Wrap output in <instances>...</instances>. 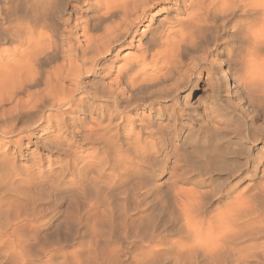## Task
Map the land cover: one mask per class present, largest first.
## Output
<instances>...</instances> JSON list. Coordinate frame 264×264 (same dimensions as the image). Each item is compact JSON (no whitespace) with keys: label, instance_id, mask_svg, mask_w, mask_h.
I'll return each instance as SVG.
<instances>
[{"label":"bare ground","instance_id":"bare-ground-1","mask_svg":"<svg viewBox=\"0 0 264 264\" xmlns=\"http://www.w3.org/2000/svg\"><path fill=\"white\" fill-rule=\"evenodd\" d=\"M81 1L82 5L70 6L68 18L60 19L65 28L63 27L62 32H57L56 28L55 34H48L43 25L38 27L33 25L27 13L23 19H27L28 22H18L8 26L5 23L0 24V139L9 138V143L16 145L15 152L19 156H25L22 149L24 139L28 138L26 133L34 127V124H52L56 117L50 112L41 114L37 118L33 115L34 117L26 122L24 120L26 116L36 115L34 112L49 107L54 111L55 107L58 109L65 107L72 112L76 108L84 109L92 100V105L88 107L90 115L88 125L83 124L79 131H74V135L88 129L87 142L95 149L87 155L90 160L88 165L95 170L93 172L98 177L106 176L109 179L111 176L109 179L111 183L120 185L129 180V175L145 174L157 167L159 156L167 162L174 156V168L183 163L189 174L198 175L195 178L192 176V178H182L180 182L178 174L175 173L173 180L176 185L192 182L199 187H208L212 183L228 186L249 180V186L263 187L262 191H264V170H262L264 122L256 126L253 120L247 121V119L246 123L242 124L243 127L240 126V129L235 130L222 123L223 118H228L230 114L241 113L242 110L240 104L233 105L226 102L220 107L221 84L216 76L217 65L220 64L215 65L211 59L221 51L219 55L228 67L227 79L244 71L243 78H239L238 83L253 96L260 95L261 98L258 97L257 100L264 105V57L262 56L264 55V0ZM34 4L31 7L33 11L45 6L58 11L60 9L61 12L66 9L67 3L66 0H36ZM83 5L88 8L84 9ZM237 10L242 11V19H245L243 22L245 26L241 25L245 27H243L245 39L252 38L251 47L246 51L239 50L235 43L240 42L244 36L237 40V29L230 32L231 28L228 26ZM82 13L93 15L81 20L77 15ZM150 14L152 15L150 23L153 24L147 26L146 31L141 34L145 43L137 49L139 56L136 55V60H130L127 66L114 73L115 59L125 47L128 48L132 44ZM162 16L164 18L160 20ZM216 18L223 20L221 25L217 24ZM159 21H162L161 25H154ZM80 32L82 36L79 37ZM221 32L227 36L225 50H219L220 44L225 42L223 40L224 42L220 43L224 37L221 36ZM1 45L13 46L1 48ZM20 47L24 49L20 50ZM11 56L13 57L9 58ZM186 58L187 62H184ZM204 72L207 73L205 81L202 78ZM88 75L100 80L95 86L93 85L92 91L88 90L82 81ZM107 77L111 79L108 87L103 82ZM202 82L205 85L204 93L197 97L198 106H196L203 108L205 105L203 116L200 115L201 113L198 114L199 112L196 111L198 109L195 110L188 100ZM66 84L68 86H65ZM122 85L125 87L123 88ZM237 97L242 98L240 93ZM87 99L89 102H85ZM100 102L107 105L103 108L99 105ZM213 111L218 113L217 118L211 115ZM60 121H62L61 117ZM63 121L59 124L56 122L59 131L68 126V123ZM205 122L208 126L213 123L214 132L218 133L219 130L224 132L223 143L216 148H212L213 132L204 124ZM199 123L203 124L201 129H207L205 133L196 130V124ZM186 136L194 137L192 140L195 145H201L202 148L199 151L195 150L193 159L192 155L186 154L187 151L181 153L182 149L177 147L175 151L173 150L177 142L181 141L180 138ZM56 141L58 145L59 141L62 142ZM51 146L46 144L43 148L52 149ZM234 146L237 147L235 150ZM224 148L230 150L226 151ZM74 152L75 156H73L78 159L77 161L84 160L83 155ZM4 157L8 158L7 155ZM3 160H0V184L10 175V170L14 167L10 159ZM73 163L76 164V161L71 165ZM159 164L161 165L160 162ZM260 172L262 175L258 178ZM58 173L60 172L50 169L46 176L49 179L55 174L56 180L64 178V173L59 174L60 176ZM20 174L13 176V181L17 176L21 178ZM41 174H44V171ZM206 175H209L208 177L216 175L218 178L211 180L204 177ZM105 183L108 184L106 181ZM52 188L55 192H59L63 185L54 184ZM84 190L86 191V188ZM182 195L178 194L184 207L181 210L188 217L191 208L186 207H194L193 202L186 194ZM182 197L191 200L190 204L187 205L189 200L186 199L187 201L184 202ZM255 197L253 195L250 199L246 198L247 202L251 203ZM104 209L102 214H107ZM106 217L110 218L108 214Z\"/></svg>","mask_w":264,"mask_h":264},{"label":"rangeland","instance_id":"rangeland-1","mask_svg":"<svg viewBox=\"0 0 264 264\" xmlns=\"http://www.w3.org/2000/svg\"><path fill=\"white\" fill-rule=\"evenodd\" d=\"M35 2L36 0H0V24L5 23L8 26L18 22H28L27 19H23L27 13L33 25L37 27L43 25L48 34H55L56 28L57 32H62L65 28L60 19L68 18L67 14L71 11L70 6L82 5L80 0H68V2L66 0V9L61 12H59L60 9L58 11L45 6H40L33 11L31 7L35 5ZM83 8L87 9L88 7L83 5ZM241 10L234 12L235 16L228 26L231 28L230 32L237 29V40L244 36L240 42L235 43H237L239 50L246 51L251 47L252 38H250L251 40L245 39V33H243L245 19H242ZM82 14L77 15L81 20L93 15L92 13ZM151 14L141 26L140 33L136 35L132 44L128 48L125 47L115 59L116 69H114V73L127 66L130 60L134 61L139 56L137 49L145 43L141 34L146 31L147 26L153 24V22L150 23ZM163 18L164 16L160 17V20ZM216 19L218 20L217 24L221 25L223 20ZM160 22L162 23L159 21L154 25H161ZM81 33H78L79 37L82 36ZM221 36L224 37L220 43L225 42L219 43V50H225L227 36L224 32H221ZM81 40H83L82 37ZM10 45H1V48H12L13 45ZM243 45L244 49L242 48ZM23 49L24 47H20V50ZM220 53L221 51H218V54L211 58L215 65L220 64V66L217 65L218 75H216L221 84L220 103L222 105H219L223 107L225 102L233 105L240 104V110H242L241 113L230 114L228 118H223L222 123L230 129L234 128L233 130L240 129V126L243 127L247 119V121L253 120L256 126L262 125L264 122V105L257 100L261 96H253L247 90L245 91L242 84L238 83V80L243 78L244 71L236 73L231 79H227L228 67L226 63H223ZM262 56L264 57V55ZM184 60L187 62V58ZM202 78L204 81L206 80V72L203 73ZM83 79L82 81L88 90H94L93 85L95 86L96 82L100 81L89 75ZM103 82L108 87L111 79L107 77ZM204 88L205 85L202 82L196 91L188 97L192 107L195 110L198 109L196 111L199 112H197L198 114L201 113V116H203L205 105L203 108L197 107L196 100L199 95L204 93ZM235 90L241 94L243 99L237 97L238 93L235 94ZM85 102H89V100L87 99ZM92 103L91 100L88 103L89 106L82 108L83 110L74 108L75 110L71 112L65 107L63 109L55 107L57 110L54 111V109L50 110L51 107H49L40 112H34L36 115L26 116L24 119L26 122L34 116L37 118L41 114L50 112L56 117L52 124H34V127L26 133L28 138L24 139L22 149L26 154L25 156H19L15 152L16 145L9 143V138L0 139V160L10 159L14 164L10 170V175L5 177L6 179L0 184V264H264L263 187H251L248 184L249 180L238 185L228 186L212 183L208 187H199L192 182L176 185L173 180L175 173L178 174L176 176L179 177L180 182H182V178L191 176L195 178L198 175L196 173L189 174L183 163H179L180 165L174 168V156L168 162L159 156L156 163L158 168L155 167L150 170V173L133 174L132 176L128 174L129 180L120 185L111 183L109 180L111 176L109 179L106 176L98 177L94 173L95 170L88 165L90 160L87 155L95 150L94 146L87 142L88 129L74 135V131H79L83 124L86 125L89 122L88 107ZM99 105L104 108L107 103L100 102ZM216 114L218 113L213 111L211 115L216 116ZM60 117L62 121L64 120L63 122L68 123V126L59 131L56 125L62 123ZM199 124V126L196 124V130L205 133L207 129H201L203 124ZM204 124L213 132L212 148L223 143L224 132L222 130H219L221 133L214 132L213 123L209 126L207 122ZM86 130L88 132L84 133ZM13 138L16 139V137ZM52 139L55 141L53 142ZM180 139L181 141L177 142L173 148L174 151L176 147L182 149L181 153L187 151L186 154L192 155L193 159L196 151L202 149L201 145H195L194 140H192L194 137L186 136ZM56 140L62 142L59 141L60 144L58 145ZM183 141L186 142L183 143ZM46 144L50 146L54 144L55 147L51 146L50 148L53 150H47L43 148ZM74 151L83 155L84 160L77 161L78 159L74 157ZM4 155H7L8 158ZM74 161L76 164L71 165ZM158 161L163 165L162 167ZM64 167L65 169H63ZM50 169L59 171L58 175L64 173V178L59 179V181L56 180V175L52 174L48 179L46 175ZM42 171L44 174H41ZM92 172L93 177L96 178L92 177ZM185 172L187 174H183ZM17 174H20L21 178L17 176V179L13 181V176ZM261 175L260 172L258 178ZM208 176L204 177L211 178V180L218 178L216 175ZM224 177L226 178V174ZM91 179L96 181L97 185ZM134 179L136 180L134 181ZM54 184L63 185L62 190L55 192L52 188ZM97 186L102 187L103 190L102 188L98 189ZM85 188L87 192L84 190ZM178 194H183L182 196L186 194L193 202L194 207H186V204H190L191 200L182 197L184 202L189 200V203L184 204V206L193 210L190 209L191 214H186L188 217L185 216L184 211L182 212L184 209L183 202H180L181 196L178 198ZM253 195L256 196L255 199L251 203L247 202ZM116 201L117 203H115ZM90 202H92L91 206L89 205ZM105 207L107 208L104 209ZM103 209L110 218L106 217L107 214H102Z\"/></svg>","mask_w":264,"mask_h":264}]
</instances>
